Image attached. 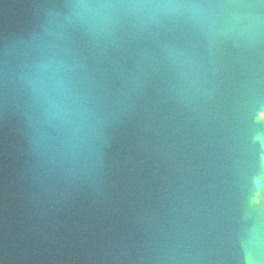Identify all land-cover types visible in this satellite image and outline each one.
Segmentation results:
<instances>
[{
  "label": "water",
  "instance_id": "1",
  "mask_svg": "<svg viewBox=\"0 0 264 264\" xmlns=\"http://www.w3.org/2000/svg\"><path fill=\"white\" fill-rule=\"evenodd\" d=\"M262 144L261 0H0V264H241Z\"/></svg>",
  "mask_w": 264,
  "mask_h": 264
},
{
  "label": "clouds",
  "instance_id": "2",
  "mask_svg": "<svg viewBox=\"0 0 264 264\" xmlns=\"http://www.w3.org/2000/svg\"><path fill=\"white\" fill-rule=\"evenodd\" d=\"M261 4H264V0H261ZM244 7H256L255 5H246ZM247 28L258 29L260 24L259 17H247ZM258 138V137H257ZM264 146V144H262ZM261 161L264 162V156H261ZM251 245V248L249 247ZM241 246L245 250V255L241 264H264V260L261 259L262 250H264V239L261 238V229L257 226L253 231V237L251 240H242Z\"/></svg>",
  "mask_w": 264,
  "mask_h": 264
}]
</instances>
